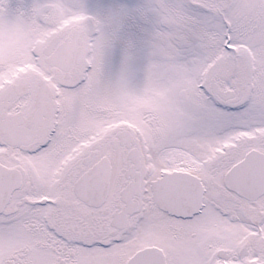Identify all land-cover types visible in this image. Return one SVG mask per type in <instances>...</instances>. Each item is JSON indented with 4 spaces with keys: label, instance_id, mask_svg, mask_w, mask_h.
Returning a JSON list of instances; mask_svg holds the SVG:
<instances>
[{
    "label": "snow or ice",
    "instance_id": "obj_1",
    "mask_svg": "<svg viewBox=\"0 0 264 264\" xmlns=\"http://www.w3.org/2000/svg\"><path fill=\"white\" fill-rule=\"evenodd\" d=\"M0 47V264H264V0H0Z\"/></svg>",
    "mask_w": 264,
    "mask_h": 264
},
{
    "label": "flooded vegetation",
    "instance_id": "obj_2",
    "mask_svg": "<svg viewBox=\"0 0 264 264\" xmlns=\"http://www.w3.org/2000/svg\"><path fill=\"white\" fill-rule=\"evenodd\" d=\"M53 15H57V14L56 13H53ZM59 15L61 17V25L62 26L63 25H68V24H74V23L78 22V19H79L78 17H75V16L69 17L67 19H63L62 18V12L59 13ZM15 43H16L15 39L10 40V44L11 45L14 46ZM6 50L7 49L5 47H0V59H2V57H3V55H4V53H5Z\"/></svg>",
    "mask_w": 264,
    "mask_h": 264
}]
</instances>
